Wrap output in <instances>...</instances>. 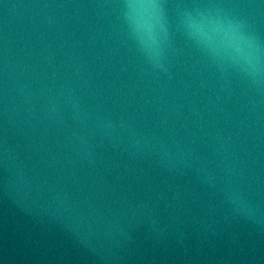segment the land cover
<instances>
[{
  "label": "water",
  "instance_id": "water-1",
  "mask_svg": "<svg viewBox=\"0 0 264 264\" xmlns=\"http://www.w3.org/2000/svg\"><path fill=\"white\" fill-rule=\"evenodd\" d=\"M0 264H264V0H0Z\"/></svg>",
  "mask_w": 264,
  "mask_h": 264
}]
</instances>
